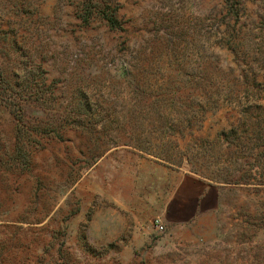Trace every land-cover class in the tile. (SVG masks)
<instances>
[{
	"label": "rangeland",
	"instance_id": "rangeland-1",
	"mask_svg": "<svg viewBox=\"0 0 264 264\" xmlns=\"http://www.w3.org/2000/svg\"><path fill=\"white\" fill-rule=\"evenodd\" d=\"M108 1L121 30L84 25L78 0H0L3 27L27 19L12 79L47 90L57 119L83 112L39 133L28 103L18 152L22 122L0 98V264H264V0ZM167 87L186 105L158 101ZM205 91L222 100L200 127ZM205 185L217 197L197 206Z\"/></svg>",
	"mask_w": 264,
	"mask_h": 264
},
{
	"label": "trees",
	"instance_id": "trees-1",
	"mask_svg": "<svg viewBox=\"0 0 264 264\" xmlns=\"http://www.w3.org/2000/svg\"><path fill=\"white\" fill-rule=\"evenodd\" d=\"M227 3L229 0H225ZM14 6V5H13ZM77 10L78 15L77 17L82 21L84 25H89L95 20H102L110 29L112 30H121L123 29V25L117 15L118 7L113 5V2L108 0H78L77 2ZM10 22L8 26H2V23L0 22V98L6 103V105L10 108V111L12 112L14 118H16L19 122H22V125L18 124V128L16 131V136H18L19 141H21V144L19 141L17 142V151L20 152L24 150L25 152H29L30 149L28 148V144L30 141L27 136H30V129L28 128L29 125L25 122V117L29 113V108L27 107L28 103H37L40 108L39 112L42 114L44 118H46V121H41L38 124V132L41 131L39 128L41 127L42 130L47 131H55L59 132V129L64 128L65 125H76L80 126L83 125V112L77 110L76 108H72L70 112H67L65 115H63L60 111H57L59 113L58 119L56 118L57 114L54 112L48 111V113H45L47 111L48 106H51L52 99L47 95V90L40 87L37 88L35 91H31L29 89H32L34 85L30 83V80H26L25 82L18 83L16 80H13V74L12 71L4 61H6L5 57L6 55H9L10 50L15 48L16 42L14 37V30L15 28H19L22 24L27 22V19H24L23 16L19 14H9ZM12 28V29H10ZM12 30V31H11ZM262 77L261 74L258 75H252L248 77L247 75L238 76L236 75L234 79L233 84L231 87L229 86V89L231 90V93L234 95L239 94V92L247 87L251 88L254 86L257 79ZM209 78V77H208ZM224 77H222V81L218 78L214 80H207L204 78H199L196 84H203L204 90L207 89L208 84H210L211 90L214 87L216 90L220 89L222 86H224ZM235 87H238V91H234ZM233 90H232V89ZM242 88V89H241ZM169 91L165 92L161 96L157 95V100L160 102H165L166 104L175 105L176 102L180 101V105H186V102L184 101V98L177 97L176 93H174L173 89H170L167 87ZM165 90V89H164ZM28 91V92H27ZM217 92L216 97L208 96L207 92L205 91L203 94L200 95V98L204 101L207 100V102H200L198 103L197 107L199 109L197 117V122L200 127L203 126L205 122V116L207 111L211 109V104L213 105V108L217 107L216 104H219L221 99V96L218 95ZM29 94V96H27ZM232 95V96H233ZM211 98H213V102H210ZM177 99V100H176ZM187 99V98H186ZM73 106L74 101H71L69 103ZM77 104H81L79 101ZM61 113V114H60ZM239 120V119H238ZM58 121V122H57ZM248 122H252L251 126H256V121L247 120ZM57 122V123H56ZM67 127V126H66ZM65 127V130H66ZM53 130H52V129ZM21 148H20V145ZM22 149V150H21ZM28 156L31 154L27 153Z\"/></svg>",
	"mask_w": 264,
	"mask_h": 264
},
{
	"label": "crops",
	"instance_id": "crops-1",
	"mask_svg": "<svg viewBox=\"0 0 264 264\" xmlns=\"http://www.w3.org/2000/svg\"><path fill=\"white\" fill-rule=\"evenodd\" d=\"M193 180H195L197 183L199 182V181H197V179H193ZM200 183V182H199ZM202 186V185H201ZM207 191V192H205V194L203 195V197L200 199V200H198V202H197V206H202V202H203V199L204 198H206V197H217V194H218V189L216 188V186H213V185H209V186H207V185H205L204 186V191ZM216 209H217V206L216 205H213L212 206V211H216ZM159 218V217H158ZM161 219V218H160ZM162 220V219H161ZM163 221V220H162ZM182 221H186V218H184ZM181 221V222H182ZM164 222V221H163ZM165 224V223H164Z\"/></svg>",
	"mask_w": 264,
	"mask_h": 264
},
{
	"label": "built area",
	"instance_id": "built-area-1",
	"mask_svg": "<svg viewBox=\"0 0 264 264\" xmlns=\"http://www.w3.org/2000/svg\"><path fill=\"white\" fill-rule=\"evenodd\" d=\"M154 226H155V228H156V230L158 231V232H164V230L166 229V225L164 224V222L160 219V218H158V217H156L155 218V220H154Z\"/></svg>",
	"mask_w": 264,
	"mask_h": 264
}]
</instances>
